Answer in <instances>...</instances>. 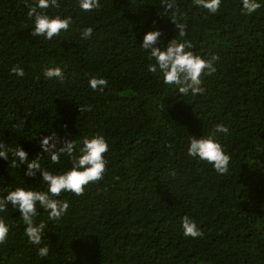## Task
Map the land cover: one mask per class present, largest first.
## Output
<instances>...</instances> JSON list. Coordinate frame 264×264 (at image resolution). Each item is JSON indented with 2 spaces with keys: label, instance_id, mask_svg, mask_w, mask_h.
<instances>
[{
  "label": "trees",
  "instance_id": "obj_1",
  "mask_svg": "<svg viewBox=\"0 0 264 264\" xmlns=\"http://www.w3.org/2000/svg\"><path fill=\"white\" fill-rule=\"evenodd\" d=\"M167 2L99 0L98 9L84 11L79 0H58L59 8L42 11L71 23L48 40L31 34L27 5L35 0H0V142L20 146L53 174L72 164L63 154L53 164L41 147L45 138L55 149L75 140L77 156L85 137L99 133L108 143L103 180L82 196L56 197L69 202L60 220L37 204L36 223H46L41 244L29 242L11 204L0 213L9 226L0 264H264V0L251 15L242 0H221L215 14L175 0L174 15ZM173 21L187 24L186 36ZM157 30L161 50L176 38L206 60L219 57L216 72L201 77L202 94H179L159 69L148 70L155 60L140 46ZM56 67L63 82L44 76ZM92 77L107 86L93 90ZM217 124L229 129L215 134L231 157L226 174L187 154L190 138L208 136ZM26 167L0 158V189L46 191L39 171L28 177ZM184 216L202 236L184 235ZM44 245L49 254L41 257Z\"/></svg>",
  "mask_w": 264,
  "mask_h": 264
},
{
  "label": "clouds",
  "instance_id": "obj_2",
  "mask_svg": "<svg viewBox=\"0 0 264 264\" xmlns=\"http://www.w3.org/2000/svg\"><path fill=\"white\" fill-rule=\"evenodd\" d=\"M198 6H202L210 13L218 12L221 0H194ZM29 18H34V27L32 35L34 37L44 36L51 40L54 36H58L61 31H67L71 23L70 17L61 18L59 14L50 17L44 9L59 8L58 0H35L34 4L27 5ZM79 6L84 11H92L100 7L99 0H79ZM168 10H174V15L179 13V7L175 4V0H168L164 5ZM261 5L257 0H242V12L247 15L254 13ZM173 23L179 30L180 37L187 34L186 23ZM91 27L85 28L81 33L82 38L87 39L92 35ZM160 31L147 32L143 37L141 48L148 50L149 59H154V64L148 65V70L156 73L159 69L163 76V83L166 85H176L179 94L192 95L202 94L204 88L201 86L202 76L212 75L216 72L214 62L219 59L217 55H212L210 59H204L200 55L195 54L191 49L193 44L188 40L178 41L176 38L169 41L167 47L161 50L158 47ZM11 71L17 76L23 77L22 68L13 66ZM44 76L48 79L55 77L60 82L65 79L64 72L59 68H47ZM39 79V77H37ZM107 80L104 78L92 77L89 80V86L93 90H103L107 86ZM80 108V107H79ZM89 109H81L80 111ZM229 129L226 125L217 124L211 134L199 139L191 137L187 154L191 157H198L202 161L211 164L214 170L219 174L228 172V165L231 157L226 154L221 143L216 139V133H224L227 135ZM51 138H45L41 142L43 151L49 153V157L53 164L60 163L61 155H65L71 161L72 167L60 174H53L51 171L43 169L39 163V159L28 160V153L20 146L15 149L9 148L5 143L0 142V158L7 161L9 167L16 168L20 164H25V176L35 177L39 171L41 179L47 184L46 191H34L30 188L17 187L13 191L0 189V192L7 191L6 196H0V213L8 210V205L17 209L22 218L25 228V235L30 243L39 245L46 223L40 221L36 223L35 218L38 215L37 204L48 213V219L52 221L60 220L69 209L67 200L57 199L62 192H71L75 196L84 195L85 188L89 184L103 180L106 172L108 161L104 158V154L108 152V143L103 135L97 133L91 138L85 137L82 141V147L79 148L80 155H76L77 144L75 140H65L63 146L55 149V143L50 144ZM171 148V145H168ZM55 149V150H54ZM9 153L12 159H9ZM185 236L196 238L202 236V231L197 227L193 219L184 216L181 221ZM9 226L5 223L4 218L0 217V245L5 244L8 239ZM41 257L49 254L48 245H44L38 249Z\"/></svg>",
  "mask_w": 264,
  "mask_h": 264
}]
</instances>
